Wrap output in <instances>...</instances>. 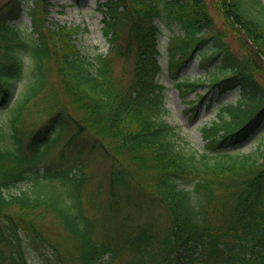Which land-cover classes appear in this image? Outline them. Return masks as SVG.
Segmentation results:
<instances>
[{"label": "trees", "instance_id": "trees-1", "mask_svg": "<svg viewBox=\"0 0 264 264\" xmlns=\"http://www.w3.org/2000/svg\"><path fill=\"white\" fill-rule=\"evenodd\" d=\"M32 3L0 5V264H33L34 249L41 264H264V138L259 156L235 153L264 121V2L101 0L109 50L94 56L74 26L47 24L49 0ZM161 20L171 67L213 40L200 61L215 68L179 83L239 92L200 152L161 117ZM39 97L45 118L27 131Z\"/></svg>", "mask_w": 264, "mask_h": 264}, {"label": "rangeland", "instance_id": "rangeland-1", "mask_svg": "<svg viewBox=\"0 0 264 264\" xmlns=\"http://www.w3.org/2000/svg\"><path fill=\"white\" fill-rule=\"evenodd\" d=\"M5 0H0V5ZM33 0H23V3L32 5ZM162 8L165 0H155ZM264 2V0H262ZM48 21L50 24L57 22H65L69 26L76 27L73 32L74 43L77 44L82 54L94 56L98 51L105 52L108 49V43L104 32H102L103 13L99 11L98 0H50ZM29 24L30 19L28 16L23 15L16 24L26 26ZM161 34L159 35V48L162 52L160 56V63L162 64V75L160 82L166 86V98L164 101V109L162 116L172 125L175 126V136L178 138L177 143L184 149H192L203 151L205 142L201 134V128L206 122H210L217 117L219 108L217 107L220 101H235L238 98V90H229L223 96L220 95L217 89L209 87L198 88L196 91H187L182 89L179 84H176L178 79L182 77L193 80L195 77L204 76L207 72L200 65V56L202 53H209L212 51L213 40H206L197 54L192 58L182 62L175 71L169 69L168 62V43L171 31L168 30L163 23L160 24ZM178 32V31H177ZM236 52L235 48H232ZM215 63V62H214ZM214 64L209 69H213ZM177 69V71H176ZM175 72V73H174ZM177 76V77H176ZM262 83V80L259 79ZM209 87V88H208ZM199 95H204L201 101H197ZM196 104V110L191 108ZM46 103L37 98L29 109L30 113H26L27 117L22 121L23 127L27 131H31L38 124L37 121L43 123L45 116L44 109ZM8 113L6 109H0V120L5 121ZM42 116V118H41ZM264 138V121L261 128L254 134L249 141L240 145L238 151L235 153H251L256 152L257 156L260 155V148ZM97 165V164H96ZM19 186V188H21ZM19 188H13L10 192H17ZM43 223V229L46 235H50L53 239L62 240L58 235L62 233L61 227L52 222L50 217H47ZM42 253L48 254L47 248L41 249ZM31 251L30 260L33 264H41L42 254L40 250ZM33 255V256H32ZM63 257L68 260V256L63 254ZM69 261V260H68ZM72 264L71 262H69Z\"/></svg>", "mask_w": 264, "mask_h": 264}]
</instances>
